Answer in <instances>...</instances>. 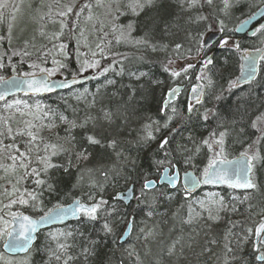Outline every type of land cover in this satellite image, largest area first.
<instances>
[{
	"label": "trees",
	"instance_id": "16d2710c",
	"mask_svg": "<svg viewBox=\"0 0 264 264\" xmlns=\"http://www.w3.org/2000/svg\"><path fill=\"white\" fill-rule=\"evenodd\" d=\"M39 1L28 12L23 0H0V78H93L0 104V205L38 217L80 199L95 211L42 231L14 264H264V245H254L264 221V57L256 81L233 87L238 53L264 47V27L251 39L238 37L236 49L212 48L203 67H168L207 54L209 32L234 40L235 27L264 0ZM59 42L65 58L54 71ZM195 84V102L183 92L161 113L167 90ZM240 154L251 159L249 192L142 190L165 167L203 175L213 158ZM7 184L10 196L2 193ZM129 186L136 207L114 198Z\"/></svg>",
	"mask_w": 264,
	"mask_h": 264
},
{
	"label": "water",
	"instance_id": "95a60500",
	"mask_svg": "<svg viewBox=\"0 0 264 264\" xmlns=\"http://www.w3.org/2000/svg\"><path fill=\"white\" fill-rule=\"evenodd\" d=\"M264 16V5L261 6L250 18L240 23L234 33L238 36L245 35L251 37L257 27L264 25L262 20L257 26L250 29L252 25L257 23ZM220 38V33H208L203 40V47L214 45ZM264 54V49H248L239 54V75L235 80L234 86H242L256 80L259 72V63ZM210 56L207 58V60ZM91 75L81 77H72L63 79L61 77H53L49 79L46 74L19 76L10 75L0 81V103L7 97L15 94H24L31 96H44L54 94L58 91L68 89L75 85L86 83L91 79ZM183 90V86H175L165 93L162 107L167 108L171 103L176 101L179 94ZM196 94L190 93L189 99L192 101ZM181 184L183 191L186 194L194 193L201 185L207 186H226L239 192H248L253 188L251 181V160L241 154L230 159H214L208 166L207 173L203 178L199 177L191 170L178 173L176 168L170 174V169L162 170L157 182L150 180L143 183L144 190H152L157 185H166L170 189L176 188ZM115 199L128 205L131 201L137 205V198H134L133 186H129L126 190L117 193ZM134 199V200H133ZM93 206L81 203L79 200H74L69 204L55 207L47 214L38 218H32L28 215L21 214L18 217H13L10 221V226L6 230V239L2 245V250L10 256H18L26 254L36 240V235L39 231L60 226L70 221L77 220L82 212L90 213ZM264 222L260 223L254 231V244L261 242L264 244ZM131 232V222L127 224L122 236L119 239L120 243L127 240ZM258 260L261 256L258 255Z\"/></svg>",
	"mask_w": 264,
	"mask_h": 264
},
{
	"label": "rangeland",
	"instance_id": "374dc122",
	"mask_svg": "<svg viewBox=\"0 0 264 264\" xmlns=\"http://www.w3.org/2000/svg\"><path fill=\"white\" fill-rule=\"evenodd\" d=\"M14 2L16 0H13ZM25 2H22L23 4H25V9L26 11L30 12L31 10L35 9V5L36 4H41V1L39 0H23ZM104 1H109V0H104ZM26 17V20H29V14L27 13V15L25 16ZM217 32V31H215ZM264 37V36H263ZM232 39L231 38H225L221 41H219L216 45H212L209 50L212 51V48H215V47H229L232 45ZM260 41V39L258 40ZM64 43H55L54 44V50L52 52V55L54 57L53 59V62H52V66H53V70L56 71L57 69V66H60L62 64V61L64 60V56H62V46ZM87 48V47H86ZM206 50V49H205ZM207 51V50H206ZM82 50L80 51V55H81ZM92 53V52H90ZM204 57V54L201 55L198 54L196 57H194L192 59V63H186L185 61H177V62H174L173 64H171L169 67V69H171V71L173 72H179L180 70L188 67V65L192 66L194 65V62L197 61V60H200ZM81 58H83V55L81 56ZM93 58V57H90V59ZM83 68L86 67V66H82ZM88 69H86L85 71H87ZM49 76H52L50 73H47ZM194 86H199L198 84H195ZM171 110V109H170ZM4 192H2L4 195H7V196H10L11 194H13V190L11 189V187L7 184L4 188ZM5 204V205H4ZM2 205H0V246L2 244V242L4 241V238H5V234H3V232L1 231H5L6 228H7V224L9 223V221H7L6 219V216L10 217V216H13L15 214V208H12L8 202H5ZM7 204V205H6ZM32 209L31 210H35L36 211V207H35V204H32ZM3 234V235H2ZM18 259H7V258H4V256H2V254L0 253V264L1 262L3 264H14V262H16Z\"/></svg>",
	"mask_w": 264,
	"mask_h": 264
},
{
	"label": "flooded vegetation",
	"instance_id": "af4514ba",
	"mask_svg": "<svg viewBox=\"0 0 264 264\" xmlns=\"http://www.w3.org/2000/svg\"><path fill=\"white\" fill-rule=\"evenodd\" d=\"M200 64H201V63H200ZM189 88H190V87H189ZM189 88L186 89V87H184L183 90L181 91V94H182L183 92H186V93H188V95L190 96V93L193 92V94H195V92L198 91V90H196L195 88H191L190 90H189Z\"/></svg>",
	"mask_w": 264,
	"mask_h": 264
},
{
	"label": "bare ground",
	"instance_id": "6f19581e",
	"mask_svg": "<svg viewBox=\"0 0 264 264\" xmlns=\"http://www.w3.org/2000/svg\"><path fill=\"white\" fill-rule=\"evenodd\" d=\"M165 93H166V92H165ZM164 97H165V94H164ZM164 97H163L162 103H163V101H164ZM162 103H161V113H162V111H163ZM121 192H122V191H121ZM117 193H120V192H117ZM117 193L114 194V198H115V195H116ZM0 253L2 254V256L7 257V254L3 253L2 251H0Z\"/></svg>",
	"mask_w": 264,
	"mask_h": 264
}]
</instances>
